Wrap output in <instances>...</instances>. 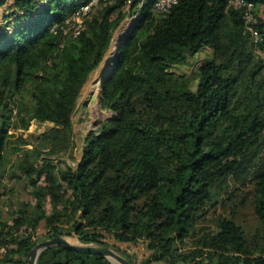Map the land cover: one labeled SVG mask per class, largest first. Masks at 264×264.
Segmentation results:
<instances>
[{
  "label": "trees",
  "instance_id": "trees-1",
  "mask_svg": "<svg viewBox=\"0 0 264 264\" xmlns=\"http://www.w3.org/2000/svg\"><path fill=\"white\" fill-rule=\"evenodd\" d=\"M11 1V29L0 35V179L23 178L34 201L0 217V264H27L38 241L71 234L127 261L135 255L121 244L141 243L142 264H264V0H249L258 41L228 0H176L167 13L155 0H97L76 35L73 14L91 0ZM134 14L102 86L113 116L88 133L71 166L56 155L73 157L79 92ZM204 48L211 56L192 89L170 69ZM34 120L54 126L29 151L15 132ZM231 181L247 186L252 232L226 211ZM36 264L112 263L56 245Z\"/></svg>",
  "mask_w": 264,
  "mask_h": 264
},
{
  "label": "rangeland",
  "instance_id": "rangeland-1",
  "mask_svg": "<svg viewBox=\"0 0 264 264\" xmlns=\"http://www.w3.org/2000/svg\"><path fill=\"white\" fill-rule=\"evenodd\" d=\"M11 3V0H7L4 5L0 6V35L6 30V28H8V30L11 29V27L7 25V22L12 19L11 16H8L9 12L12 10V8L9 6ZM138 16V14L127 15L123 19L122 26L116 28L112 35V42L110 43V46L102 62L92 73H90L88 79L79 92L76 106L71 116L72 140L74 145L72 150L73 157L63 152L59 153V155H56L57 158L60 157L61 160H64L71 166H74L80 159L82 148L84 146V140L88 133L97 131L100 125L103 124L108 117L113 116V113L110 110L104 108L102 105L99 106L97 97L101 93V90L99 88L96 92L94 90V85L100 80V75L104 66H106L108 62L114 57L115 45L118 43L120 36L125 33L129 25L132 24L133 20ZM210 56L211 50L209 48H204L197 52L193 57H189L186 64L174 65L170 70L178 74H187L191 78V88L194 89L197 84L196 76L198 74V66L205 58ZM97 107L99 111H97V113L93 116L92 111H94ZM53 126L54 124L48 121L34 120L27 130L16 131L15 133L18 135L20 134L28 141V144L23 147L24 149L32 151L33 148L36 147L37 149L41 150V147L38 144V139L43 135L44 132L49 131ZM10 132H12V130H9V133ZM45 151H47V149ZM16 156L17 154H12V162L16 161ZM60 164L64 166L63 162H60ZM0 180L2 182L0 186V217L10 221L11 212L20 202H33L34 198L30 188L27 186L26 180L23 178L12 177L5 173V175ZM225 198L227 204L226 211H230L232 208L235 209L236 221L241 224L247 230V232H252L257 225V219L253 214V208L247 186L231 181L229 193L226 194ZM46 210H50L48 201H46ZM40 227H42V225ZM40 232V235H42L43 230L41 229ZM66 237H70L76 241V237L73 234ZM121 248H123V250L128 249L130 254L135 255L134 259L136 264H142L144 258H146L149 254V251H147L141 243L134 245L121 244ZM118 253L121 254L120 252ZM152 264L164 263L153 262Z\"/></svg>",
  "mask_w": 264,
  "mask_h": 264
},
{
  "label": "water",
  "instance_id": "water-1",
  "mask_svg": "<svg viewBox=\"0 0 264 264\" xmlns=\"http://www.w3.org/2000/svg\"><path fill=\"white\" fill-rule=\"evenodd\" d=\"M136 20H137V18L133 20L132 24L129 25V27L127 28L125 33H123L120 36L118 43L116 44V47H115L114 57L102 69V72L100 75V82H99L101 91H102V86H103L104 82L110 77L111 73L113 72V68H114L113 60L117 57L118 51H119L120 47L122 46L124 40L126 39V37L129 35L131 30L135 26ZM122 24H123V21L119 24L118 28L121 27ZM111 42H112V40H111ZM108 70H109V73L107 74V76H105ZM93 71H91V73ZM97 101H98L99 106H101V93L97 97ZM56 245L67 246L73 250L81 251V252L97 253V254L105 257L112 264H136L133 255H130L131 261H127L121 254H119L111 246H108L105 244H100V243H83V242L78 241L77 238H76V241L71 242L66 238L65 235L54 236V237L45 239V240L40 241L37 244H35V246H33V248L28 253V257L26 260L27 264H36V260H37L38 255L44 249L49 248L51 246H56Z\"/></svg>",
  "mask_w": 264,
  "mask_h": 264
},
{
  "label": "built area",
  "instance_id": "built-area-1",
  "mask_svg": "<svg viewBox=\"0 0 264 264\" xmlns=\"http://www.w3.org/2000/svg\"><path fill=\"white\" fill-rule=\"evenodd\" d=\"M97 0H91L89 3L80 6L73 14L72 31L74 35L78 34L84 28L85 19L88 18L91 7L96 4ZM229 3L235 8L243 12L244 27L254 41H258L261 37L255 27L256 18L254 15V4L249 0H228ZM176 0H155L153 7L162 12H169L172 4ZM68 22V20L66 21ZM66 32V30H65Z\"/></svg>",
  "mask_w": 264,
  "mask_h": 264
},
{
  "label": "bare ground",
  "instance_id": "bare-ground-1",
  "mask_svg": "<svg viewBox=\"0 0 264 264\" xmlns=\"http://www.w3.org/2000/svg\"><path fill=\"white\" fill-rule=\"evenodd\" d=\"M113 46H114V44H113ZM115 47H116V45H115ZM109 73V70L107 71V73H106V75L105 76H107V74ZM93 80V79H92ZM98 81V80H97ZM99 82H100V80L94 85V90L97 92L98 91V89L100 88V85H99ZM96 94V93H95ZM97 111H99L98 110V107L97 108H95V110L94 111H92V114H93V116L97 113ZM101 112V111H100ZM69 241H71V242H73L74 240L73 239H71L70 237H66Z\"/></svg>",
  "mask_w": 264,
  "mask_h": 264
}]
</instances>
